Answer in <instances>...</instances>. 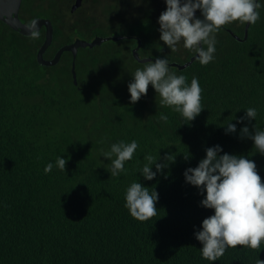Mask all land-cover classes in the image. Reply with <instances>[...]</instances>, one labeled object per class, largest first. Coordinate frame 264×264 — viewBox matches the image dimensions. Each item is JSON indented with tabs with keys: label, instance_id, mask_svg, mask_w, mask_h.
Returning <instances> with one entry per match:
<instances>
[{
	"label": "trees",
	"instance_id": "obj_1",
	"mask_svg": "<svg viewBox=\"0 0 264 264\" xmlns=\"http://www.w3.org/2000/svg\"><path fill=\"white\" fill-rule=\"evenodd\" d=\"M74 1L23 0L20 17L27 23L43 18L53 24L46 59L75 38L108 36L100 27L92 35L83 30L91 25L72 16ZM128 1L132 17L118 27L109 25L114 36L128 38L81 48L78 85L71 53L56 66H42L37 55L44 31L32 40L0 21V264H210L201 257L194 231L214 213L200 206L204 197L185 183L183 172L198 165L207 147L220 145L221 154L254 161L264 183V155L250 139L239 138L245 125L253 133L254 125L264 130V10L246 40L247 24L222 26L208 65L195 61L185 70L169 65L189 84L196 77L202 89L205 109L185 124L180 114L160 106L151 85L137 103L129 102L127 85L144 66L133 57L138 39L143 58L184 64L193 53L182 43L171 52L160 41L157 20L166 10L164 0ZM248 107L258 110L256 120L237 124L236 134L225 135L223 126L235 124ZM161 112L167 123L158 122ZM132 140L139 147L125 163L126 174L110 178V161L102 153L113 143ZM149 153L175 156L166 177L146 181L138 173ZM58 155L68 161L65 172L55 167ZM49 162L54 167L45 174ZM137 180L159 194L158 213L146 222L124 207L125 191ZM258 259L264 261V244L257 250L229 248L215 264H257Z\"/></svg>",
	"mask_w": 264,
	"mask_h": 264
},
{
	"label": "clouds",
	"instance_id": "obj_2",
	"mask_svg": "<svg viewBox=\"0 0 264 264\" xmlns=\"http://www.w3.org/2000/svg\"><path fill=\"white\" fill-rule=\"evenodd\" d=\"M164 3L166 10L157 20L160 41L171 52L177 51V45L182 43L201 66L213 62L217 43L215 34L222 26L233 22L255 25L264 10V0H164ZM197 12L200 17L196 16ZM27 31L32 40L40 38L37 19L28 22ZM149 85L159 95L160 106L180 114L187 121L185 124L194 121L205 109L201 103L202 89L198 79L193 77L189 84L185 75L170 71L166 57L149 60L142 69L138 68L134 72L127 85L130 104L146 96ZM244 113L235 124L228 122L223 126L225 135L236 134L237 124L250 123L258 116L255 107L244 109ZM158 122L167 123L168 116L159 113ZM239 138L250 139L256 151L264 155V130L254 125L253 133L245 125L239 131ZM138 147L136 140L120 141L111 144L110 150L102 153V157L110 161L107 171L110 178L126 174L125 163L133 159ZM222 152L220 145L207 147L198 165L195 168L188 167L183 172L185 183L197 188L204 197L200 206L214 213L202 221L199 231H194V238L202 245L199 249L201 257L210 264L219 261L229 248L241 246L257 250L264 244V183L261 182L257 166L243 155ZM184 159H190L189 152L184 155ZM143 160L145 162L138 173L144 180L153 181L158 174L166 177L164 170L174 163L175 156L158 155L157 158L149 153ZM67 162L58 155L55 167L65 172ZM53 167L52 162L47 163L44 173H51ZM158 199L155 187H145L137 180L125 191L124 207L132 218L146 222L157 215L155 205ZM257 264H264V261L258 259Z\"/></svg>",
	"mask_w": 264,
	"mask_h": 264
},
{
	"label": "water",
	"instance_id": "obj_3",
	"mask_svg": "<svg viewBox=\"0 0 264 264\" xmlns=\"http://www.w3.org/2000/svg\"><path fill=\"white\" fill-rule=\"evenodd\" d=\"M81 0H78L77 3L73 6V10L75 11L81 5ZM23 0H0V21L4 22L7 26H9L12 30L20 32L25 36H29L30 33L27 31V24L24 23L20 18V11L22 7ZM198 13H196V16ZM38 20V28L41 31L43 27L46 29V40L44 44L40 47L37 55L38 63L42 66L52 67L56 66L60 63L62 56L69 52L73 55V66H72V74L74 78L75 85H78L77 80V72H76V60L81 48L86 49H94L103 45L106 42H118L120 40L126 39L128 37L125 36H108V37H96L93 41H86L77 39L74 43L65 45L59 49L53 59L48 60L45 58V54L47 50L53 43L54 40V27L52 22L49 19L37 18ZM251 25H246L245 27V37L244 40L248 38L249 29ZM230 33L237 39L238 41H243L242 38L235 35L234 32L230 31ZM142 47V41L138 39V46L133 50V57L140 64H144L149 62V60H155L151 58H143L140 56L139 50ZM194 56L186 63L180 64L177 62L169 64L172 67H176L179 70H185L192 66L195 63Z\"/></svg>",
	"mask_w": 264,
	"mask_h": 264
},
{
	"label": "flooded vegetation",
	"instance_id": "obj_4",
	"mask_svg": "<svg viewBox=\"0 0 264 264\" xmlns=\"http://www.w3.org/2000/svg\"><path fill=\"white\" fill-rule=\"evenodd\" d=\"M77 1L78 0H75L73 5L71 6V10H70L71 14L75 18L77 17L76 19L79 18L80 20H83L82 23L89 20V23L91 25L90 26L91 30L90 31H88V29H83V30L88 32L90 35L95 33L94 30L96 28L100 27V29L102 28V30H104L105 28L111 30L110 28L112 26L113 28H115L118 25V23H122L128 20L127 19L128 17H126L129 14V10H130L128 0H124V1L123 0H120V1L119 0H81L82 2H81L80 7L74 11L73 6L77 3ZM21 20L24 23L28 24L24 19L21 18ZM109 25L111 26L110 28H109ZM42 31H44L45 40H46L45 27L41 29V32ZM98 36H101V35H98L95 33V35L91 38V40H87L84 38H75V40L72 43H74L77 39L93 41ZM101 37H108V36H101ZM51 59H48V60H51Z\"/></svg>",
	"mask_w": 264,
	"mask_h": 264
},
{
	"label": "rangeland",
	"instance_id": "obj_5",
	"mask_svg": "<svg viewBox=\"0 0 264 264\" xmlns=\"http://www.w3.org/2000/svg\"><path fill=\"white\" fill-rule=\"evenodd\" d=\"M132 15H133V13L129 11V14L126 16V17H128L127 19L132 17ZM102 34H105V35H108V36H114L115 35V31L105 28L104 30H102Z\"/></svg>",
	"mask_w": 264,
	"mask_h": 264
}]
</instances>
